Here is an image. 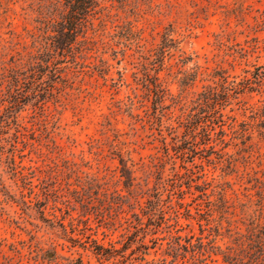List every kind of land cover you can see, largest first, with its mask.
I'll list each match as a JSON object with an SVG mask.
<instances>
[{"label": "rangeland", "instance_id": "1", "mask_svg": "<svg viewBox=\"0 0 264 264\" xmlns=\"http://www.w3.org/2000/svg\"><path fill=\"white\" fill-rule=\"evenodd\" d=\"M60 12L0 0V264H264V0Z\"/></svg>", "mask_w": 264, "mask_h": 264}, {"label": "trees", "instance_id": "2", "mask_svg": "<svg viewBox=\"0 0 264 264\" xmlns=\"http://www.w3.org/2000/svg\"><path fill=\"white\" fill-rule=\"evenodd\" d=\"M53 2L54 6H60L61 12L59 13V18L57 21H53L48 28L52 32V46L54 49L59 51L69 50L72 44L76 41L79 35L84 36L85 28L91 24V17L95 13L97 7L99 6V0H49ZM56 9V8H55ZM47 22L50 23L49 20ZM46 23V24H49ZM167 41L172 39L166 38ZM163 47V46H162ZM163 51V50H162ZM44 52V51H43ZM48 52V49L47 51ZM42 68V67H40ZM53 74V73H51ZM256 84L260 88L264 85V72L256 74ZM155 86V85H154ZM250 87V86H248ZM253 90V89H252ZM229 89L221 85V90L216 88H209L207 92L201 94V101L205 103H210L213 101V104H220L221 102H226V99L229 97ZM198 101V105L202 102ZM213 113L218 116L221 115L219 109H215L214 106ZM119 164L121 165L122 171L126 169L123 164L122 159H119Z\"/></svg>", "mask_w": 264, "mask_h": 264}]
</instances>
